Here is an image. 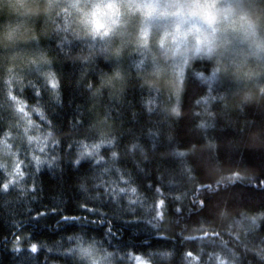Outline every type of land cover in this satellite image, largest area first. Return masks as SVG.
<instances>
[{"label": "trees", "instance_id": "16d2710c", "mask_svg": "<svg viewBox=\"0 0 264 264\" xmlns=\"http://www.w3.org/2000/svg\"><path fill=\"white\" fill-rule=\"evenodd\" d=\"M33 23L25 60L0 48V143L22 153L19 111L50 143L19 183L0 168V264H84L80 243L108 264H264V75L194 60L174 85L60 13ZM117 67L124 90L94 96Z\"/></svg>", "mask_w": 264, "mask_h": 264}, {"label": "clouds", "instance_id": "9594fccd", "mask_svg": "<svg viewBox=\"0 0 264 264\" xmlns=\"http://www.w3.org/2000/svg\"><path fill=\"white\" fill-rule=\"evenodd\" d=\"M54 12L79 35L107 42L115 58L128 48L149 55L156 71L158 64L169 65L179 77L186 62L211 61L236 39L246 48L243 58L219 64L216 71L239 81L264 75V6L249 0H0V13L7 18L0 23V48L21 49L36 38L33 22ZM9 59L23 61L25 53L14 51ZM124 87L119 67L94 88L88 84L94 96ZM258 93L264 95V85ZM244 98L253 97L246 93ZM76 251L84 264H108V253L93 243H80Z\"/></svg>", "mask_w": 264, "mask_h": 264}, {"label": "rangeland", "instance_id": "374dc122", "mask_svg": "<svg viewBox=\"0 0 264 264\" xmlns=\"http://www.w3.org/2000/svg\"><path fill=\"white\" fill-rule=\"evenodd\" d=\"M1 15L2 17L5 18V20L7 19L3 13H1ZM129 49H132V52L136 58L144 57L148 59L147 64H148L149 71L154 72V73L161 72L164 75H168V77L172 81V84L174 85L178 84L179 80L182 78L184 69L189 64H191L190 62L194 60H206L218 66L219 64H224L225 62H228L227 64L230 65L234 61H238L242 59L243 54L246 51V48L244 45L240 44L238 40L233 39L232 43L228 46V48L220 56L214 58L211 61L206 58L200 57V58H193L190 61L186 62L182 66L181 75L177 77L174 74V69L171 66L158 64L159 71H156V69L154 68V62L152 61L149 55L137 52L133 48H129ZM5 50L11 52L14 49H5ZM21 50L24 52L23 49ZM137 67H139V65H137ZM217 74L218 72L214 70L212 73L209 74V76L207 77V80L211 81V79H213ZM47 80H50L48 76H47ZM16 114H17L16 115L17 122L19 123L18 126L21 130V138L23 137V141L21 140L19 142L21 143L20 146H22V153L21 151H16L13 149L17 142V140H15L16 138L11 139L8 144L5 143L4 141H1L0 143V168L4 170L5 172L7 179H8L9 186L10 185L13 186L14 184L19 183V181L23 180L26 161L27 162L29 161L35 167L39 164L41 157L45 155L49 147L48 145L50 143L49 136L47 134L44 137L42 135L41 136L37 135L36 133L37 126L29 120L28 116L23 111L16 112ZM19 143L16 145V148H19L18 146ZM96 150L94 148L91 151H88V152L85 151L84 154L92 155L96 153ZM25 158H27V160H24ZM75 252L77 253V251ZM133 259L134 261L132 264H149L145 260H143L141 257H138V256L134 257Z\"/></svg>", "mask_w": 264, "mask_h": 264}, {"label": "snow or ice", "instance_id": "6c2138e0", "mask_svg": "<svg viewBox=\"0 0 264 264\" xmlns=\"http://www.w3.org/2000/svg\"><path fill=\"white\" fill-rule=\"evenodd\" d=\"M33 251H35V247H33Z\"/></svg>", "mask_w": 264, "mask_h": 264}]
</instances>
